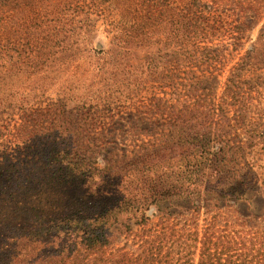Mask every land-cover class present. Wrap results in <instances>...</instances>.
I'll return each mask as SVG.
<instances>
[{"label": "trees", "instance_id": "16d2710c", "mask_svg": "<svg viewBox=\"0 0 264 264\" xmlns=\"http://www.w3.org/2000/svg\"><path fill=\"white\" fill-rule=\"evenodd\" d=\"M27 1L32 0H0V121L8 115L5 121L16 122L14 131L6 128L7 136L17 145L34 147L35 157L24 163V183L0 187V196L33 197L41 230L1 233L0 264H196L199 249L200 264H216L225 255V264L264 261L263 236L242 250L236 246L246 241L230 234L215 241L217 231L212 230H203L202 238L201 230H143L135 258L115 249L119 235L128 238L135 226L151 223L149 213H158L163 227L202 209L244 204L264 213L259 200L264 183L258 186L262 177L253 149L261 130L250 120L259 117V110L249 102L243 80L253 58L232 68L221 97L215 78L211 84L192 77L181 87L174 85L178 72L214 68L225 60L205 41L204 10L211 11L210 4L193 0L187 8L193 13L175 25L172 38L179 51L131 57L128 39L100 52L90 41L82 44L92 30H72L64 22V3L36 12ZM261 38L264 50V33ZM81 52L100 60L92 77L70 70V61ZM155 79L173 87L169 92L159 87L161 92L137 112L164 133L142 140L130 155L120 150V157L111 148L113 139L96 132L101 126L98 106L118 100L117 89L123 87L138 97ZM87 81L84 95L70 96ZM59 85L64 96L55 100L49 92ZM97 86L96 92L89 91ZM41 90L44 108L37 103ZM220 240L226 242L220 246Z\"/></svg>", "mask_w": 264, "mask_h": 264}, {"label": "rangeland", "instance_id": "374dc122", "mask_svg": "<svg viewBox=\"0 0 264 264\" xmlns=\"http://www.w3.org/2000/svg\"><path fill=\"white\" fill-rule=\"evenodd\" d=\"M192 1L32 0L27 1L26 5L38 12L42 9L45 10V8H56L64 3V22L71 24L72 30L84 33L85 26H89V29L92 30L90 35H83L82 39L88 40L82 41V44L85 45L90 41L92 43L91 47L100 52L102 49L109 50L113 48V44L117 42H119V45H123L125 40L128 39L131 42L129 47L132 53L131 57H133L134 55L144 56L146 52L153 54L159 50H163V54L167 55L179 51L181 48L179 43L173 41L172 38L173 29L176 28V24L183 22L190 13H193L188 12L187 9ZM200 1L202 3L208 2L211 6V11L204 10L205 24L208 25L205 30V41L208 46L218 49L225 56V60L222 64L215 65L214 68L201 67L199 69L195 68L194 71L189 69L185 73L178 72L177 76L174 77V85L181 87L182 84L187 83V78L192 77H195V80H202L211 84L215 78L220 87L218 95L221 97L226 89L225 84L232 68L238 63L241 65L246 63L243 61L249 56L253 58L245 71L243 80L247 87L246 94L249 102H253V108L259 110V117L250 120L255 128L261 130L257 135L258 139L255 141L257 145L253 148L254 152L258 154L256 156L257 171L262 177L258 186H261L264 183V50L260 49L259 40L264 33V3L260 2L262 0ZM69 2L73 3V5H70V10ZM195 9V7H192V11L196 12ZM68 16L70 17L67 18ZM237 27H241V30ZM261 39L263 40V38ZM99 56L102 57L101 54ZM73 61H70L72 65L70 70L73 72L77 70L79 73L89 74L90 77L98 72L96 65L100 60L88 58L84 52H81L79 57ZM90 82L87 81L85 85L77 86V90H71L70 96L74 94V96L77 94L84 95L87 91L85 87ZM169 84V81L163 83L157 79L149 81L138 97H135L138 94L137 92L131 95L130 90L123 87L117 89L118 100L114 103L106 101L105 105L102 103L101 106H98L100 113L97 114V118L101 126H97L96 132L98 134H108L113 139L111 148L118 151L120 157L123 156L124 152L130 155L135 145H140L142 140L147 141L153 135L159 136L164 133L149 126L151 122L146 120L148 116L137 111L144 104L148 105L150 103L149 101L154 92H161L162 89L160 90L159 87L165 88L163 91L169 92L173 87ZM98 86L89 91L96 92ZM49 94L53 95L55 100L62 99L64 89H61L59 85L57 90L53 87ZM163 96V94L159 95V97ZM44 101L45 95L41 90L37 101L38 107L44 108L47 104ZM8 117V115H5L4 119L0 121V187L20 184V182L24 183V163L26 161L27 164L29 160L35 157L34 147L17 145L7 136L8 130L6 128L14 131L13 128L16 124L14 120L5 121ZM13 118L16 121L18 120V116ZM122 149L124 152L120 151ZM6 157L9 158L8 163ZM23 172L22 178L21 174ZM261 190H263V194L259 200L264 204V185ZM28 200L26 201L21 197L12 199L0 196V234L5 232L25 234L34 230H41L39 215L34 212L38 207V202L33 197ZM29 209L30 211H28ZM259 210H261V207H259ZM153 214L149 213L151 223L142 227L135 226L133 228L134 233L130 237L119 235L115 242V249L121 250L122 253H129V256L135 258L134 253L139 249L141 243L139 237L143 234V230H146V232L149 230L150 232L152 230H201V238L203 230L217 231L215 241L220 234H230L231 237L237 238V241H246L245 244L236 246L242 248V250H246L245 246L251 248L250 240L252 238L264 237V213L257 214L244 204L228 209H202L199 214L193 212L183 217L172 218L170 222L166 223V227H163V224L160 223L159 214ZM223 230H228V232L220 233ZM230 231L234 233H229ZM225 242L220 240V246ZM221 249H219L220 252ZM201 252L202 249H199L198 254L201 255ZM199 255L196 258V264H200L202 261ZM225 256L221 261L222 263L219 260L216 261V264H225ZM249 260H251V257ZM91 263H93L92 260ZM252 264H264V261L254 258Z\"/></svg>", "mask_w": 264, "mask_h": 264}]
</instances>
